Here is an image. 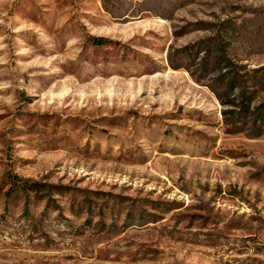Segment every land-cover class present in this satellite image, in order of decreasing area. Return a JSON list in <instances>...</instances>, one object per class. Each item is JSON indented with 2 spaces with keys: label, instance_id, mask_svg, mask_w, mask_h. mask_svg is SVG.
<instances>
[{
  "label": "rangeland",
  "instance_id": "rangeland-1",
  "mask_svg": "<svg viewBox=\"0 0 264 264\" xmlns=\"http://www.w3.org/2000/svg\"><path fill=\"white\" fill-rule=\"evenodd\" d=\"M0 264H264V0H0Z\"/></svg>",
  "mask_w": 264,
  "mask_h": 264
},
{
  "label": "trees",
  "instance_id": "trees-1",
  "mask_svg": "<svg viewBox=\"0 0 264 264\" xmlns=\"http://www.w3.org/2000/svg\"><path fill=\"white\" fill-rule=\"evenodd\" d=\"M244 109H247L246 107H243Z\"/></svg>",
  "mask_w": 264,
  "mask_h": 264
}]
</instances>
